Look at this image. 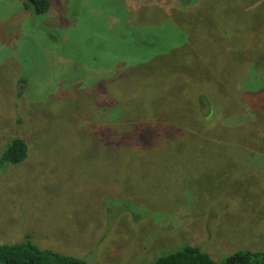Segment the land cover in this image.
Wrapping results in <instances>:
<instances>
[{
    "label": "rangeland",
    "instance_id": "374dc122",
    "mask_svg": "<svg viewBox=\"0 0 264 264\" xmlns=\"http://www.w3.org/2000/svg\"><path fill=\"white\" fill-rule=\"evenodd\" d=\"M261 21L264 0H49L43 14L0 0V154L27 143L24 161H0V243L28 236L92 264H152L188 244L219 259L264 251V154L251 149ZM154 36L157 67L179 78L169 100L204 93L210 131L179 146L119 147L117 133L108 144L115 104L144 99L132 78L152 54L134 48Z\"/></svg>",
    "mask_w": 264,
    "mask_h": 264
},
{
    "label": "trees",
    "instance_id": "16d2710c",
    "mask_svg": "<svg viewBox=\"0 0 264 264\" xmlns=\"http://www.w3.org/2000/svg\"><path fill=\"white\" fill-rule=\"evenodd\" d=\"M26 9L32 10L34 13L43 14L49 10V0H20ZM264 24V21H261ZM251 43L254 44L255 39H261L259 32H256L254 26L250 28ZM264 31V30H263ZM160 36H154L151 40L140 42L134 50H140V53L145 51L152 56L149 58V63L146 65L150 68V73L135 74L133 87H145L134 90L133 94L141 100L134 107L128 106L132 94L125 99L126 104H115L114 111L117 112V117L105 129V135L108 144L112 143L114 135L119 134L122 139L119 147L128 142H133L137 146L163 147L166 141L177 144L181 140L191 142L197 135L208 134L210 131L209 119L213 110L206 108V101L209 100L204 93H196L188 91L181 93V97L185 102L183 108L175 106V103L180 100L179 94L169 100L165 88L179 81L176 74H166L157 67L161 61L159 54L165 50L164 45L160 44ZM139 48V49H138ZM125 53V51H123ZM140 66L144 63H139L135 72L140 71ZM134 72V73H135ZM139 75L143 80H137ZM199 88V87H197ZM117 89L115 97L118 96ZM195 97V100L189 97ZM151 97L152 106L147 105V101ZM116 100V99H115ZM162 100L165 101L162 105ZM116 102V101H115ZM147 105V106H146ZM254 108V107H253ZM107 112L109 109H105ZM256 111L258 109H255ZM112 112V111H111ZM253 122H258L259 132L252 138L251 149L254 152L264 154V109L262 114L256 112ZM258 117L262 119L259 120ZM126 120H132V124H125ZM126 128V132H121ZM122 134V135H121ZM120 138V137H119ZM119 141V139H118ZM27 156V143L22 138H13L3 148L0 154V161L9 163H20ZM221 240V239H220ZM0 264H92L87 259L76 257L65 252H61L49 247H40L32 242L28 236L18 242L0 243ZM152 264H264V251L259 250H238L224 256L222 259L215 258L210 254L202 251L196 245H185L181 249L157 256Z\"/></svg>",
    "mask_w": 264,
    "mask_h": 264
}]
</instances>
